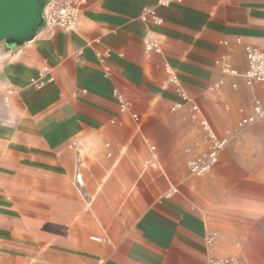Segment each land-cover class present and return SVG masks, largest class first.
Wrapping results in <instances>:
<instances>
[{"label":"crops","instance_id":"0c3cea01","mask_svg":"<svg viewBox=\"0 0 264 264\" xmlns=\"http://www.w3.org/2000/svg\"><path fill=\"white\" fill-rule=\"evenodd\" d=\"M248 49L264 0H88L72 32L0 42V264H264ZM202 121L228 144L194 175Z\"/></svg>","mask_w":264,"mask_h":264},{"label":"built area","instance_id":"2783aa9c","mask_svg":"<svg viewBox=\"0 0 264 264\" xmlns=\"http://www.w3.org/2000/svg\"><path fill=\"white\" fill-rule=\"evenodd\" d=\"M88 0H63L59 3L48 7L45 12L46 25L51 27L61 28L66 32H72L77 29L79 25V8L81 5L87 3ZM169 0H161V3H167ZM146 49L151 50L156 48V45L152 41L151 35L145 40ZM82 51L76 53V56H80ZM249 58V70L246 73V78L251 84L253 82L264 83V54L257 51L248 49ZM169 70V68H168ZM264 117V109L259 101H256L254 106V113L241 120V125H250L255 123L258 119ZM204 129L209 132L211 139L210 150L202 157L192 160L190 164V170L194 175H202L206 173L215 163L218 161L220 152L227 146L228 139L219 138L212 130L210 125L206 121H202ZM77 179H81V175H77ZM213 238L208 240V244L211 245ZM207 264H239L238 260L233 256H215L210 255Z\"/></svg>","mask_w":264,"mask_h":264},{"label":"water","instance_id":"95a60500","mask_svg":"<svg viewBox=\"0 0 264 264\" xmlns=\"http://www.w3.org/2000/svg\"><path fill=\"white\" fill-rule=\"evenodd\" d=\"M48 0H0V42L22 45L44 27Z\"/></svg>","mask_w":264,"mask_h":264}]
</instances>
